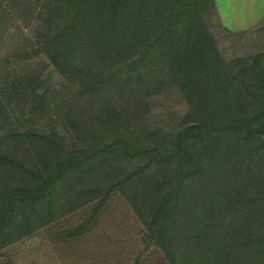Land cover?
Segmentation results:
<instances>
[{"label": "trees", "instance_id": "16d2710c", "mask_svg": "<svg viewBox=\"0 0 264 264\" xmlns=\"http://www.w3.org/2000/svg\"><path fill=\"white\" fill-rule=\"evenodd\" d=\"M216 12L0 0V249L117 191L169 264H264V52L227 60ZM171 90L188 110L153 126Z\"/></svg>", "mask_w": 264, "mask_h": 264}, {"label": "rangeland", "instance_id": "374dc122", "mask_svg": "<svg viewBox=\"0 0 264 264\" xmlns=\"http://www.w3.org/2000/svg\"><path fill=\"white\" fill-rule=\"evenodd\" d=\"M215 3L218 18L211 14L208 23L226 59L264 52V0ZM11 25L14 32L21 28L19 22ZM3 53L0 41V55ZM47 71V84L58 89L61 76L52 66ZM151 108L152 125L167 128L188 110L177 90L154 95ZM96 204L94 201L65 213L0 249V264H169L162 250L150 242L143 223L120 192H113L97 211Z\"/></svg>", "mask_w": 264, "mask_h": 264}]
</instances>
